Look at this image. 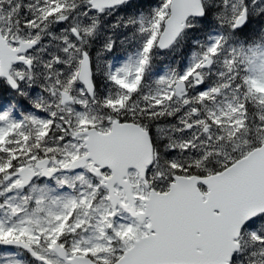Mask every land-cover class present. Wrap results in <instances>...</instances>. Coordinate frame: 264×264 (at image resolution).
Wrapping results in <instances>:
<instances>
[{
    "label": "snow or ice",
    "instance_id": "6c2138e0",
    "mask_svg": "<svg viewBox=\"0 0 264 264\" xmlns=\"http://www.w3.org/2000/svg\"><path fill=\"white\" fill-rule=\"evenodd\" d=\"M0 264H264V0H0Z\"/></svg>",
    "mask_w": 264,
    "mask_h": 264
}]
</instances>
